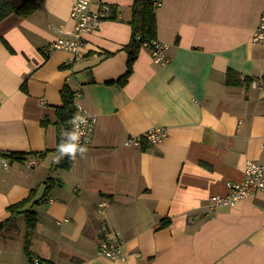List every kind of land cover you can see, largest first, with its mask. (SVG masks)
Segmentation results:
<instances>
[{"label":"crops","instance_id":"1","mask_svg":"<svg viewBox=\"0 0 264 264\" xmlns=\"http://www.w3.org/2000/svg\"><path fill=\"white\" fill-rule=\"evenodd\" d=\"M76 1L39 0L29 17L0 20V264H29L23 215L9 207L31 190L41 198L47 179L29 247L42 264H264V189L234 206L206 204L243 179L246 160L264 164V42L252 43L264 0H157L168 63L142 48L124 84L134 0H88L91 11L110 9L84 34V55L48 53L57 31L73 30ZM228 71L257 84L227 86ZM63 87L97 120L69 170L53 168ZM158 127L160 142L124 145ZM105 224L119 232L123 260L98 256Z\"/></svg>","mask_w":264,"mask_h":264},{"label":"built area","instance_id":"2","mask_svg":"<svg viewBox=\"0 0 264 264\" xmlns=\"http://www.w3.org/2000/svg\"><path fill=\"white\" fill-rule=\"evenodd\" d=\"M108 5H101L98 11L90 10V3L88 0H77L74 2L70 17L75 21L73 30L66 34L62 31H57L58 35L48 45V53L56 50H65L70 52L73 57L80 58L85 53L84 34L97 29L101 21L106 18L109 13ZM264 42V10L259 15L258 25L252 36L253 44H262ZM150 53L152 62L157 65H165L168 63L167 50L168 45L162 44L157 40L151 46L147 44L142 45ZM256 82H251L253 87ZM81 94L79 92L73 93V100L75 105V115L71 122V130L67 142V146L76 145L77 151L75 154L68 153L69 156H75L79 153L80 147H86L92 137L96 125V117L91 115L86 108H84L77 101ZM80 117L82 119H77ZM76 136L77 139L72 137ZM166 136V131L163 128H153L140 136H133L128 138L125 146H138L142 140L148 143H158ZM39 159L37 156H32L26 163L28 168H33L38 165ZM2 165L7 168L8 164L5 159L2 160ZM225 187L227 194L225 195H210L207 198V207L213 210L216 206H234L236 203L248 198L255 191L264 189V164L255 162L253 160H246L243 179L241 181L233 182L226 181ZM104 203H100L103 206ZM102 237L99 242L97 254L98 256L108 259H121L125 256L122 254V240L117 230L103 225ZM136 256L138 254L136 253ZM31 264H40V259L37 257L31 258Z\"/></svg>","mask_w":264,"mask_h":264},{"label":"trees","instance_id":"3","mask_svg":"<svg viewBox=\"0 0 264 264\" xmlns=\"http://www.w3.org/2000/svg\"><path fill=\"white\" fill-rule=\"evenodd\" d=\"M156 2L157 0H134L130 7L131 15L128 23L131 27V35L128 44L124 47V51L127 53V71L118 80L119 84H124L128 76L131 74L138 53L143 48L142 45L147 44L151 46L153 42L157 40ZM38 4L39 0H24L20 5L14 6L12 0H0V20L12 12L20 18H27L38 9ZM235 76V73L228 71L225 78V84L227 86H239L243 83L250 84L252 81L256 80L252 77H243L242 83ZM260 80L264 83V76H262ZM60 97L61 105L56 109L55 113V125L58 128L57 147L59 154L57 159L53 162V168L69 170L72 164V157L69 156L68 153L62 152L60 147L61 145L67 146L71 130V122L75 115V105L73 93L67 87H63L60 92ZM43 124H47V122H44ZM4 155L17 161L22 162L24 160L22 154ZM52 182V179L46 180L45 192L41 198L36 199L35 190H31L27 198L9 207L12 216L14 213L23 215L25 223L23 250L28 258L29 264H31L32 258L29 252L30 239L32 232L37 225V215L33 209L36 205L46 202ZM4 225L5 223L0 224V233L2 232ZM40 264H42L41 260Z\"/></svg>","mask_w":264,"mask_h":264},{"label":"clouds","instance_id":"4","mask_svg":"<svg viewBox=\"0 0 264 264\" xmlns=\"http://www.w3.org/2000/svg\"><path fill=\"white\" fill-rule=\"evenodd\" d=\"M77 119H82L80 117H77ZM74 140L77 139L76 136H73L72 137ZM60 150L64 153H72V154H75V152L77 151V146L76 145H71V146H64V145H61L60 147ZM79 151L81 154H83L86 149L84 147H80L79 148Z\"/></svg>","mask_w":264,"mask_h":264},{"label":"rangeland","instance_id":"5","mask_svg":"<svg viewBox=\"0 0 264 264\" xmlns=\"http://www.w3.org/2000/svg\"><path fill=\"white\" fill-rule=\"evenodd\" d=\"M14 2H13V4L15 5V6H18V5H20L24 0H22V1H17L16 2V0H13ZM109 227V226H108ZM113 229V228H112Z\"/></svg>","mask_w":264,"mask_h":264}]
</instances>
